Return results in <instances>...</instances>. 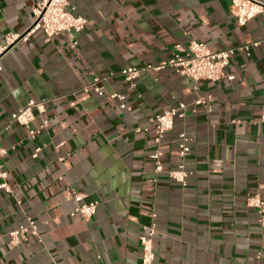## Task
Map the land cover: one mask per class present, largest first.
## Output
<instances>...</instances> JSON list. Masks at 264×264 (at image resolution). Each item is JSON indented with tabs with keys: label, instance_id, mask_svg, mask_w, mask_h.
I'll return each instance as SVG.
<instances>
[{
	"label": "crops",
	"instance_id": "0c3cea01",
	"mask_svg": "<svg viewBox=\"0 0 264 264\" xmlns=\"http://www.w3.org/2000/svg\"><path fill=\"white\" fill-rule=\"evenodd\" d=\"M37 1L0 0V45L27 32ZM230 7L231 0H70L69 10L88 19L77 47L66 35L37 32L0 59L12 189L0 190V264H142L140 237L153 225L156 264H264L261 215L246 206L256 194L264 199V15L240 26ZM191 40L213 51L261 45L236 54L216 83L167 69L143 73L130 89L118 75L167 60ZM97 77L106 78L104 97L91 86ZM113 93L126 95L130 110ZM198 98L212 111L194 106ZM30 101L45 104L31 128L47 127L35 139L11 124ZM179 103L187 116L166 134L165 172L157 174L156 117ZM182 133L192 150L185 186L167 174L181 163ZM71 189L99 203L93 219L72 216ZM28 217L38 236L13 246L10 233Z\"/></svg>",
	"mask_w": 264,
	"mask_h": 264
},
{
	"label": "built area",
	"instance_id": "2783aa9c",
	"mask_svg": "<svg viewBox=\"0 0 264 264\" xmlns=\"http://www.w3.org/2000/svg\"><path fill=\"white\" fill-rule=\"evenodd\" d=\"M70 9V0H38L33 8L34 22L32 26L24 34H9L6 37L4 45H0V59L15 45L27 42L37 32H43L48 38H54L59 35H66L73 44V47L78 46L77 34L83 32L88 24V19L80 14H74L75 8ZM231 14L237 20L240 26H245L261 15H264V3L258 0H231ZM261 42L254 44H246L233 47L221 51H213L206 44L191 40L187 44L177 43L174 46L172 56L167 60H162L158 64H150L143 68L129 67L124 70L119 76L129 84L130 89H135L137 80L143 73L160 72L163 70H174L176 73L189 77L195 82L202 80L210 82H220L224 78L225 70L230 66L232 59L238 53H246L250 56L253 48L259 47ZM1 70V65H0ZM117 74H111L109 77H116ZM234 80V76L229 77ZM106 78L97 77L92 82V88L100 97L105 96L104 88L101 86ZM87 91L88 88H85ZM111 99L121 102V108L130 110L127 106V96L119 93L111 94ZM208 101L203 98H198L194 102V106L206 107ZM45 109L44 102L30 101L26 107L20 109L13 114L11 124H18L28 129L29 136L33 139L47 127V122L43 123L39 129H32L31 126L36 119L35 111L43 112ZM209 112L212 111L211 105L207 106ZM188 112V105L179 103L178 106L158 115L156 117V135L154 143L156 150L152 158L155 163V171L157 174L164 173L162 163L163 152L161 150L163 140L168 132H171L175 127L177 119H185ZM261 122L264 123V106L262 109ZM239 123V122H237ZM11 125L7 126L4 131H7ZM0 132V190L7 194L12 193V189L8 183L9 171L5 168L3 159L7 155V150L2 146V135ZM141 132L140 129L137 130ZM191 139L186 133L180 135V152L179 156L181 163L174 170L167 172L170 179L176 183L185 186L190 172L187 169L185 160L191 154L190 147ZM41 148H37L34 158L38 157ZM62 160H64L62 158ZM73 200L78 204L72 216H79L84 220L93 219L99 209V203L88 201V195L71 189ZM246 206L256 209L261 215V224L264 226V199L260 194L250 197ZM155 218V215L153 216ZM28 224L22 225L20 228L10 233L11 244L18 246L22 241H27L30 236H38V224L31 218H27ZM156 235L155 226L147 229L140 237V245L142 247V264H156V251L154 238ZM255 264H260L256 262Z\"/></svg>",
	"mask_w": 264,
	"mask_h": 264
}]
</instances>
